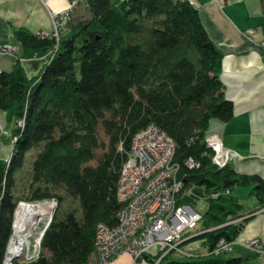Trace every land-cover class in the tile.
I'll return each instance as SVG.
<instances>
[{"label": "trees", "instance_id": "1", "mask_svg": "<svg viewBox=\"0 0 264 264\" xmlns=\"http://www.w3.org/2000/svg\"><path fill=\"white\" fill-rule=\"evenodd\" d=\"M11 32L24 49L49 53L32 76L18 59L0 70V109L14 105L15 119H23L11 131L9 160H0V261L16 201L55 196L41 257L15 264H90L97 224L118 222L117 184L132 137L154 123L175 143L184 192L202 185L210 195L197 226L184 233L196 234L183 242L197 239L204 250L168 251L158 264H248L249 255L213 249L220 238L234 240L247 220L231 189L251 186L261 207L264 178L211 162L209 122L229 120L234 107L220 79L223 52L195 4L84 0L58 39L20 26ZM33 150L29 179L18 188L17 172ZM188 157L198 165L189 166ZM159 254L145 256L153 261Z\"/></svg>", "mask_w": 264, "mask_h": 264}, {"label": "built area", "instance_id": "2", "mask_svg": "<svg viewBox=\"0 0 264 264\" xmlns=\"http://www.w3.org/2000/svg\"><path fill=\"white\" fill-rule=\"evenodd\" d=\"M82 1L69 0L67 7L52 12V31L37 33L51 34L58 39L65 32L66 23L76 6ZM189 1L195 4L194 0ZM9 47L6 44L0 46V50ZM17 123L22 125L23 119H17ZM15 139L13 137L12 141ZM205 142L206 148L213 150L211 162L217 167L242 159L239 153L224 147L217 135H208ZM174 151L173 139L154 123H148L133 135L117 184V198L122 202L118 222L114 226L97 224L93 262L90 264H137L147 253H160L149 263L158 264L166 251L175 249L174 253L181 252L179 246L196 234H184L197 226L201 212L182 199L183 183L178 174L179 163L174 160ZM6 159L9 160L8 157ZM186 160L191 167L198 165L191 157ZM224 192L228 193L229 190L225 189ZM57 206L55 196L19 198L16 201L0 264H15L17 260L30 262L41 257V240ZM234 245L233 240L220 238L213 252L230 254ZM244 246L255 251L256 255L261 254L264 252V237L250 238Z\"/></svg>", "mask_w": 264, "mask_h": 264}, {"label": "crops", "instance_id": "3", "mask_svg": "<svg viewBox=\"0 0 264 264\" xmlns=\"http://www.w3.org/2000/svg\"><path fill=\"white\" fill-rule=\"evenodd\" d=\"M194 1L208 35L223 52L220 79L234 107L229 120L211 119L206 135L219 136L224 147L242 156L230 163L236 171L264 178V0ZM68 4L69 0H0V46L10 45L0 50V70H10L18 59L28 76L36 74L48 51L24 49L14 40L11 26L50 33L51 13ZM9 113L0 109V160L12 150L10 136L15 116ZM250 190L251 186L240 185L231 189L247 212V220L233 240L231 255H249L250 264H264V252L256 255L244 246L250 238L264 237V206H257ZM209 198L202 185H192L182 194V199L201 213Z\"/></svg>", "mask_w": 264, "mask_h": 264}, {"label": "rangeland", "instance_id": "4", "mask_svg": "<svg viewBox=\"0 0 264 264\" xmlns=\"http://www.w3.org/2000/svg\"><path fill=\"white\" fill-rule=\"evenodd\" d=\"M83 4H84V1H82V2H80L79 3V5H78V7L77 8H75V10L73 11V15L75 14V13H80V11H83ZM48 53H49V51H48ZM6 111L8 112H10L9 113V115H10V117H11V115L13 116L14 115V105H12L10 108H8V109H6ZM15 124L16 125H18V123H17V119H15L14 120V126H15ZM210 136V135H209ZM208 137V134L207 135H205V137H204V139L205 138H207ZM132 142V141H131ZM205 142V141H204ZM205 145H206V142H205ZM226 148H228V147H226ZM228 149H231V148H228ZM231 150H234V149H231ZM209 152H210V155H212V153H213V150H211V149H209L208 150ZM235 151V150H234ZM33 154H34V150L31 152H29V154H28V156L26 157V160H25V162H24V164H23V167H22V169L21 170H19L18 172H17V179L19 180V182H18V184H17V187L18 188H20L21 187V185L23 184V183H25V182H27L28 181V179H29V166H30V162H31V159H32V157H33ZM9 156H10V154H9ZM183 188V187H182ZM183 191H184V188H183ZM73 206L74 207H76L77 209H79L78 208V203H77V201H73ZM198 241L199 240H197V239H192V240H189V241H187V242H185V243H182L180 246H179V248L184 252H187V251H190V250H194V251H197V250H199V251H203L204 249L200 246V247H195L196 245H198ZM191 247H194V248H191ZM191 248V249H190ZM168 251H172L173 253H174V251H175V249H171V250H168ZM168 251H166L165 253H167ZM180 252V251H177L176 253H174L175 255H180V254H186V253H183V252ZM2 258H3V256H2ZM93 257H91V260H90V262L93 260L92 259ZM125 260H127V257H125ZM93 262V261H92ZM150 262H152L150 259H146V256L145 257H143L142 258V260L140 259V261L137 263V264H149ZM248 264H250L249 262H248Z\"/></svg>", "mask_w": 264, "mask_h": 264}, {"label": "bare ground", "instance_id": "5", "mask_svg": "<svg viewBox=\"0 0 264 264\" xmlns=\"http://www.w3.org/2000/svg\"><path fill=\"white\" fill-rule=\"evenodd\" d=\"M14 243V241L12 242V244ZM11 247H12V245H11Z\"/></svg>", "mask_w": 264, "mask_h": 264}]
</instances>
